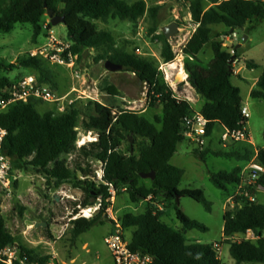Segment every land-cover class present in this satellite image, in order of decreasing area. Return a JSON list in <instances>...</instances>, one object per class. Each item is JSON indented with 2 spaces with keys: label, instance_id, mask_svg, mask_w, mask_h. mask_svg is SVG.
<instances>
[{
  "label": "trees",
  "instance_id": "16d2710c",
  "mask_svg": "<svg viewBox=\"0 0 264 264\" xmlns=\"http://www.w3.org/2000/svg\"><path fill=\"white\" fill-rule=\"evenodd\" d=\"M49 10L54 16L65 18L67 38L72 43L71 51L78 60L84 58L86 51L95 50L99 52L94 59L95 64L111 62L122 66L124 72L135 75L148 87L149 106H160L162 113L151 121L145 114L126 110L116 112L90 101L94 115L84 122L83 129L97 132L98 140L78 148L79 119L82 114L78 104H73L63 113L50 111L44 114L37 110L41 103L39 101L16 104L8 112L0 114V128L7 132L3 153L10 160L12 174L14 169L30 167L48 180H58L57 185H60L72 180L79 182L77 172L81 173L85 178L80 183L84 185V191L94 200L101 197L103 204L101 213L93 219L74 222V241L95 225L110 221L104 216L110 188H114L117 195L127 188L126 193L132 204L137 205L151 197L143 214L130 213L120 219L124 230L134 229L130 240L133 252L151 256L154 264H222L214 245L187 243L184 236L189 231L208 230L201 223L188 218L177 201V198H190L211 212L212 205L202 190H179L184 171L171 165L179 145L185 142L182 122L194 111L191 104L177 98L155 63L119 50L112 34L99 31L94 24L109 20L136 24L147 13L155 20L159 8L148 9L144 1L130 4L127 0H0V36L13 32L16 25H31L33 42L37 43ZM190 14L198 28L183 49L184 67L188 83L205 100L200 113L209 122L207 133L211 136L219 125L231 131L242 129V123L248 121L241 114L243 101L240 89L232 84L234 70L231 66V59L239 57L237 51L232 56L224 48L221 37L232 35L237 29L249 33L257 25H264V0H213L209 9H205L204 0H194L190 5ZM221 26L226 30L214 35V28ZM156 39L162 44L161 58L164 63H173L175 53L164 33ZM208 45L211 46L213 58L205 67L199 57ZM246 65L249 69L256 68L253 61H247ZM18 67L37 72L39 82L49 84L53 90L58 89L55 74L48 64L27 55L17 64L0 62V84L10 83L8 77L3 75L4 71L11 72ZM107 91L117 95L114 88ZM251 98L264 101V70L251 92ZM130 136H134L137 149L129 146L127 153H123V144L130 143ZM73 155L104 165L102 181L94 182L90 169H83L81 165H77L79 170L73 172L65 159ZM193 155L202 162L209 155L246 163L254 157L247 148L234 146L228 151L218 152L209 147L203 152L193 151ZM257 161L264 166V146L257 151ZM153 172L156 178L151 186L141 185L144 181L141 175ZM241 173V168L231 172L221 171L213 174L211 181L217 189L227 191L228 187L236 188L241 184ZM258 185L264 190V174L258 180ZM249 191L256 196L254 190ZM159 197L175 206L177 220L183 226L182 232L173 230L162 221L163 213L153 205ZM234 201V208L224 212L223 244L230 247V257L235 264H264V203L249 202L242 197H235ZM248 231L253 232L255 242H232L233 238ZM15 247L20 256L27 257L30 262L49 264L51 260L50 257L36 256L33 250L17 242L7 228L0 199V253ZM0 264H6L4 258H0Z\"/></svg>",
  "mask_w": 264,
  "mask_h": 264
},
{
  "label": "rangeland",
  "instance_id": "374dc122",
  "mask_svg": "<svg viewBox=\"0 0 264 264\" xmlns=\"http://www.w3.org/2000/svg\"><path fill=\"white\" fill-rule=\"evenodd\" d=\"M137 1H144L148 9L159 8L158 16L155 20L146 14L136 24L129 21L109 20L108 22H94L99 31H107L115 39L116 47L124 52L134 54L140 58L147 59L158 67L163 73L164 80L176 92H183L187 97L194 96L192 87L175 78L167 81V66L172 64L180 65L179 71L186 73L183 55V48L186 46L194 33V23H191L190 5L194 0H127L133 4ZM213 0H204L205 9L212 7ZM226 1V0H220ZM48 19L47 15L44 20ZM172 23L179 26V33L173 36L169 42L175 53V60L172 64H165L161 58L162 44L156 39L163 34L164 28ZM55 36L62 40H67V29L65 25L52 27ZM156 30L155 32L153 30ZM226 29L224 27H215L214 35L222 34ZM236 38L222 36L224 48L237 55L241 61L234 68L235 76H243L250 83L253 78L260 76L264 67V25H257L254 30L246 33L242 29L235 30ZM249 40L244 42V37ZM46 42V35L43 32L37 43L33 42V27L31 25H16L13 32L0 36V62L5 64H17L18 60L26 57L28 52L37 45ZM240 46V47H239ZM82 60L76 61L73 71L62 67H48L54 72L58 89L51 92L60 97L72 90H77L67 100H76L82 114L79 119V140L77 147L88 146L98 140L97 132L84 130V122L94 115L93 107L89 105L90 101L98 102L108 108L126 110L145 114L153 121L160 117L162 108L149 106V89L143 85L133 74L124 72H111L105 68L104 63L95 64L94 59L99 54L98 51L90 50ZM213 54L211 46L208 45L201 55L203 65L206 67L212 60ZM210 59V60H209ZM209 61V62H208ZM247 61H254L257 68L250 72L246 65ZM241 63V64H240ZM240 64V65H239ZM181 67V68H180ZM240 67H243L241 70ZM174 73V71H171ZM175 72H178L177 70ZM236 73L238 75H236ZM10 82L16 81L28 75L38 73L26 70L21 67L13 71H4ZM91 77L94 81L88 82ZM233 83L239 85L242 91L243 105L247 106L250 112L247 129L252 138L253 145L244 143L231 144L236 148H247L252 155L264 146V101L248 97L249 84L239 83L236 77H233ZM108 88H114L117 95L107 91ZM190 91V92H189ZM192 93V96L191 94ZM89 99H78V97ZM178 97V94L176 93ZM92 98V99H91ZM81 102V103H80ZM205 100L200 98L199 103L193 108L200 111ZM56 104H47L41 102L37 110L44 114L57 109ZM67 106V105H66ZM70 107L67 106L66 109ZM220 129L217 127L212 135L210 147L212 151L218 152L220 149L219 141ZM86 137H92V141H86ZM90 140V139H89ZM130 143L123 144V153L131 146L137 149L134 136H130ZM230 146V147H231ZM228 150V149H227ZM194 148L188 143L183 142L179 145L178 153L171 161V165L184 171V177L179 186V190H202L206 199L211 203V212L190 198H181L179 206L181 211L191 220L197 221L207 228V232L193 230L189 231L184 237L188 244H218L221 248L220 259L222 264H235L230 257V247L224 242L223 235V216L225 211L234 208L233 198L237 193V187H228L227 191L217 189L211 181L213 174L221 171L231 172L236 168L244 170L249 162L237 161L228 157L207 156L204 162L199 161L193 155ZM253 155V156H254ZM69 168L77 172V165L83 169H90L91 179L99 183V176L103 165L96 161H85L80 155L65 157ZM252 159V158H251ZM78 162V164H76ZM76 180L64 182L60 185L58 180H48L33 168L14 169L10 191H1V210L6 219L7 228L15 237L18 243L29 250H33L36 256L41 258L50 257V264H114L112 256L104 242V238L114 230L112 222L107 221L103 224L95 225L89 232L73 240L72 232L74 223L72 218L80 212V209L92 207L97 204V200L92 199L84 191L85 181L81 173L77 172ZM246 182V179L244 178ZM150 179H144L141 185L151 186ZM149 200H141L135 205L130 202L126 192L121 191L114 200V214L121 219L126 214H143L146 210ZM257 202L264 203V190L257 193ZM154 207L162 212V221L177 232H182L183 226L177 220L175 206L167 202L163 197H159L154 203ZM37 223H47L46 228H35ZM134 229L125 230V236L131 240ZM250 240L255 242L256 238L252 235H240L232 239L234 241Z\"/></svg>",
  "mask_w": 264,
  "mask_h": 264
},
{
  "label": "built area",
  "instance_id": "2783aa9c",
  "mask_svg": "<svg viewBox=\"0 0 264 264\" xmlns=\"http://www.w3.org/2000/svg\"><path fill=\"white\" fill-rule=\"evenodd\" d=\"M190 21L193 23L192 17L190 18ZM50 24L49 18L42 24L43 32L46 35V42L44 44L37 45L34 49L28 52L27 56L42 60L50 66L62 67L72 72L76 66V61L78 60V57L71 51L72 43L68 40V38L67 40H62L56 37L52 27H50ZM194 27L195 33L198 25L194 23ZM236 37L237 34L234 32L232 35L227 37V40ZM234 53L235 51H233L232 56H234ZM239 62L240 60L238 58L236 59L233 57L231 59V66L233 67ZM77 92V90H73V93ZM70 96L71 94H68L65 97L58 98L51 92L49 84L39 82L37 76L35 75H28L6 85L0 84V114L8 112L9 109L16 104H28L31 100L47 104H60L58 113H63L65 112L67 106H72L74 103L73 100H67ZM241 114L245 120L248 121L250 119V112L247 106H242ZM208 124V120L200 112L196 111L191 112L183 119V136L185 141L194 148V151L203 152L210 147L212 135L216 129L213 131L212 135L209 136L207 133ZM247 124L248 122L242 123V129L234 131L219 125V141L221 149L219 151H228L231 144L235 145L244 143L247 145H253L251 136L247 131ZM6 135L7 132L0 128V193L1 191H10L13 177L10 160L3 153V143ZM263 174L264 166L257 161L256 151L247 167L242 170V181L241 184L237 186V193L235 197H242L249 202H257V193L258 191L263 190V188L258 185V180ZM103 175L104 165L101 175L98 177L100 181H102ZM244 178L246 179V182L244 181ZM250 189L256 192V196L250 194ZM122 191L126 192L127 188H123ZM109 192L110 198L107 200L104 216L112 222L114 230L104 238V242L112 256L114 264H154V259L151 256L135 253L130 249V240L126 238L121 220L115 216L113 210L117 192L114 188H110ZM234 198L232 201L235 206L236 203ZM96 200L97 204L95 206L80 209V212L72 218L71 222L74 223L80 219L91 220L99 215L102 210L103 202L101 197ZM147 200L150 201L151 197ZM241 204L242 203L239 202L240 206ZM245 235H252L255 238L253 232L251 231H248ZM214 248L217 251L218 258L220 259V246L216 244L214 245ZM0 258H4L6 264H39L30 262L27 257H21L17 247L4 250L0 253Z\"/></svg>",
  "mask_w": 264,
  "mask_h": 264
},
{
  "label": "crops",
  "instance_id": "0c3cea01",
  "mask_svg": "<svg viewBox=\"0 0 264 264\" xmlns=\"http://www.w3.org/2000/svg\"><path fill=\"white\" fill-rule=\"evenodd\" d=\"M247 40H249V37H248V39ZM202 55V54H201ZM199 59H200V61L202 62V63H204L202 60H201V56L199 57ZM239 59V58H238ZM210 60V59H209ZM240 61H241V59H239ZM209 62V61H208ZM254 62V61H253ZM255 63V62H254ZM172 64V63H171ZM241 64V63H240ZM239 64V65H240ZM255 65H256V68H257V64L255 63ZM234 68H236V65H234ZM234 68H233V70H234ZM240 69L242 70L243 69V67H240ZM255 69H251V71L250 72H253ZM263 70H264V67L262 68V73H263ZM178 72H175V73H172V76H171V79H169V80H167V81H172V82H170V83H173V81L175 80V78L178 76L179 77V74H180V71H179V68H178V70H177ZM113 73V72H112ZM262 73H261V75H262ZM185 75V78L182 80L183 82H185L186 83V86L184 87V88H186L188 85H190L189 83H188V74L187 73H185L184 74ZM236 75H238L237 73H236ZM260 75V76H261ZM260 76H257V77H254L253 78V82L252 83H250L247 79H245L243 76H233V77H236L238 80H241L239 83H247V84H249V92H248V97H250L251 98V92H252V90L253 89H255L256 88V84H257V82H258V80H259V78H260ZM168 79V78H167ZM91 81H94V79L93 78H91V77H89L88 78V82L89 83H91ZM232 84L234 85V86H236V87H238L239 89H240V92H241V97H242V91H241V88H240V86L239 85H235L234 83H233V79H232ZM191 86V85H190ZM192 87V86H191ZM173 89V88H172ZM192 90L194 91V96H192V93H190L191 94V96L192 97H187L183 92H176L177 94H178V97L177 98H179V99H182V100H186V101H188L190 104H191V106H192V108H193V106L195 105V104H198L199 103V99H200V97H199V95H197V93H196V91L192 88ZM175 92V91H174ZM190 92V91H189ZM175 93V94H176ZM68 94H73V90L72 91H70V92H68V93H66V94H64V95H62V96H60V97H58V98H62V97H65L66 95H68ZM87 98H82V97H78V99H89L90 97H88V96H86ZM74 101V103H77L76 101H77V99L76 100H73ZM243 101V100H242ZM73 103V104H74ZM81 103V102H80ZM55 104V103H54ZM53 105V104H52ZM56 107H57V109L56 110H54V112H58V108H59V106H60V104H56L55 105ZM244 106V105H243ZM203 107V106H202ZM202 109V108H201ZM193 110L194 111H196L194 108H193ZM196 112H200V111H196ZM247 131H248V129H247ZM249 132V131H248ZM250 134V133H249ZM252 139V138H251ZM173 159H174V157H173ZM172 159V160H173ZM171 160V161H172ZM110 234V233H109ZM108 234V235H109Z\"/></svg>",
  "mask_w": 264,
  "mask_h": 264
},
{
  "label": "water",
  "instance_id": "95a60500",
  "mask_svg": "<svg viewBox=\"0 0 264 264\" xmlns=\"http://www.w3.org/2000/svg\"><path fill=\"white\" fill-rule=\"evenodd\" d=\"M47 17L50 19V23L52 27H56L58 25H65V18L64 17H60V16H54L52 11H47ZM165 38L169 41L173 36L177 35L179 33V26L176 23H172L169 26H167L166 28H164L163 31ZM248 39V36L244 37V42H246ZM240 47V46H239ZM88 54V52L86 51L84 54V57H86ZM105 68L107 70H110L111 72H118L123 70L122 66L119 65H115L111 62H106L105 63ZM232 70V69H231ZM131 141V140H130ZM141 177L143 179H150L151 181H154L156 178V173H149V174H142ZM181 198H177L178 203L180 202ZM46 228L47 227V223H37L35 224V228Z\"/></svg>",
  "mask_w": 264,
  "mask_h": 264
},
{
  "label": "bare ground",
  "instance_id": "6f19581e",
  "mask_svg": "<svg viewBox=\"0 0 264 264\" xmlns=\"http://www.w3.org/2000/svg\"><path fill=\"white\" fill-rule=\"evenodd\" d=\"M179 66H180V65H179ZM179 66L176 65V64H172V65H170L169 67L167 66L166 73H167V78H168V80L171 79V76H172V72H171V71H174V73H175V71L178 70ZM180 68H181V67H180ZM184 78H185V75H184L182 72H180L178 79H179V80H183ZM173 82H174V81H173ZM89 139H90V140H89ZM92 140H93L92 137H86V141H87V142H88V141H92Z\"/></svg>",
  "mask_w": 264,
  "mask_h": 264
}]
</instances>
